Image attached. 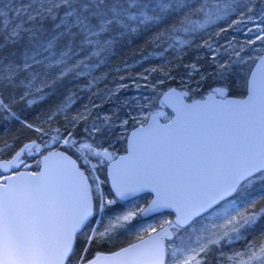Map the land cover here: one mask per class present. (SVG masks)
I'll return each instance as SVG.
<instances>
[{"label": "snow or ice", "instance_id": "obj_1", "mask_svg": "<svg viewBox=\"0 0 264 264\" xmlns=\"http://www.w3.org/2000/svg\"><path fill=\"white\" fill-rule=\"evenodd\" d=\"M0 264H264V0H0Z\"/></svg>", "mask_w": 264, "mask_h": 264}]
</instances>
